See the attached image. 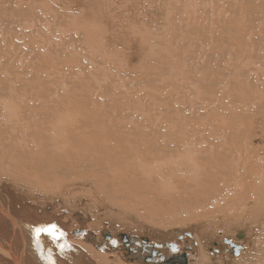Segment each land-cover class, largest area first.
<instances>
[{"label":"bare ground","instance_id":"6f19581e","mask_svg":"<svg viewBox=\"0 0 264 264\" xmlns=\"http://www.w3.org/2000/svg\"><path fill=\"white\" fill-rule=\"evenodd\" d=\"M197 1L187 0L183 8L182 6L173 7L184 12H188L194 7L193 9L198 12V6L200 4L204 5L205 0L199 2L200 4ZM63 2L67 3V0H64ZM121 8L118 6V8H114V11L112 10V12L114 14L118 13L121 15V17H123L124 10H121ZM126 10L128 11V9ZM62 16L66 19V17L70 16V14L65 11L62 13ZM113 16L115 17L116 14ZM121 17L119 21L115 22L116 24L112 26H115L116 30L114 31H122L123 29L131 25V21L126 25L125 17H127V15H125L123 19ZM72 18L76 19V22L83 23L84 21L83 18L78 19L77 15L73 16ZM93 22H95L94 19ZM93 22L91 24H94ZM253 24L254 22L252 23V25ZM87 26L88 25H86V27ZM112 27L108 29H111L112 31L114 29H112ZM249 37L252 38L253 35ZM1 47L2 46L0 45V102L6 101L7 103H10L13 99L12 97L16 95L15 91L17 90V88L18 90L21 89V87H18L20 84V86L24 88H22V91L25 90L24 92H26V94L23 95L24 100L26 99L25 102H27L28 98L32 102H30L29 104L25 103V105L23 106L24 103L22 99L23 107L20 105V103H18L19 107H22V111L20 110L21 112H17L18 110L16 108L18 106L14 108V106L12 107L11 104V107L14 111L16 109L15 112L17 113L13 112L12 108H10V104H6L7 108H4L5 103L3 102V109H1L2 106H0V264H180L184 257L186 258L187 264H204L205 261L207 263H213L212 261H210L211 259H208L209 257L206 256L207 254L205 252V255L203 252H201L203 254H199L198 257L196 256V261L194 263H190L191 258L189 257V253H192L193 249L191 250L187 246H185L187 245L185 241L192 238L195 243L198 244L199 242V244L203 246L205 244V242L203 241V237L205 236H201V228L198 229L196 227L198 229L195 232V234H198L196 236L198 238V242H196V240L194 239L196 237H193L194 232H190L192 235L191 237L187 235L188 231L178 233L180 230L176 225L178 220L180 221L183 216L182 218H177L178 215H176L181 213V210H175L178 209L176 208V206L180 204L181 198L179 197L180 199H178V197H176L180 194L176 193V196L173 195L175 193L174 191H177L174 180H176V176H178L179 173L175 172L176 174L178 173L177 175H175V177L173 176V174H175L174 171L176 170L180 171L179 177H181L182 175L184 176L185 174V177L182 176L183 181H188L192 177L191 174V177L188 176L189 171L192 169L196 171V169H198L197 166H199L200 164L194 166L196 164L194 163L193 158L197 159L198 161L199 159L193 157L195 155H192V152H194L195 149H191V153L189 152L190 150H187L189 147L192 148L193 143L198 141V135L194 134L192 130L190 132H193L194 136L196 135V137L192 138L193 134L191 135L189 133L187 127L184 125L185 123L178 126L181 128L184 125L186 128H184L183 126L182 129L187 130L188 134L191 135V137H187L188 134L185 131L184 134L186 135H183V131L180 132V130H178L177 128L178 126H175V123L173 125L172 122H170L173 125V127L170 126V129L169 120V125L167 124L168 127H166L167 125L163 126L164 122L160 123V121L158 123H154L155 121H151V123H148L147 125L144 124L147 121L144 122L143 120L144 125L140 124L142 122L138 121L137 114L135 115L133 113L127 115L122 113V115L119 116H114L112 114L113 117H111L110 115L105 114V112L100 113L99 111L102 110L101 108L98 112L95 109L82 110L75 113L67 111L70 108L65 110L64 99L61 100L58 98L61 94L59 95L57 93V98H52L51 96L46 97L43 95H37L36 93L35 95L29 93V89H32L29 88L31 86V83H28L27 85V82L25 81L28 78L26 79L24 77L26 79L24 81V79H22V75L21 78H19L17 70L21 67L18 66L19 68L15 69L16 55L13 54L14 56H12L11 54V58L9 54L8 57L6 56L5 62H2L5 57L2 58L3 55L1 53L5 48ZM5 51H3V53ZM10 58L14 60H11ZM12 62H15V65ZM24 69L25 68H23V70L21 71H24ZM28 70L29 68L27 69L26 74L27 72H29ZM226 70H228V68ZM231 72L232 71H230V74H228L231 75ZM238 76H242V73H240V75ZM39 80L40 79H38V82ZM41 80V83H45L46 81L45 80L42 82ZM27 81H29V79ZM35 81H37V79H35ZM222 81L223 78H221L220 80H213V82H216L215 84H223ZM51 82L55 83L56 81H50V83ZM54 83H51L50 86L55 85ZM57 83L58 82H56V85ZM252 83L253 81H250L248 82V84H246L247 86L245 85V90L248 97H252L255 92L263 96L264 93L260 91L262 85H258L255 83L252 85ZM47 84H49L48 81ZM37 85L42 88L44 84H41V86L40 84ZM60 86L61 85H59V88H62V86ZM39 87L37 88L39 89ZM54 88L55 87H52V89L49 88L51 89V93ZM59 88H57L58 92H60ZM42 89L40 90V92H46ZM12 92L13 96L11 94ZM20 93L23 94L21 91ZM29 94H31L32 96H30ZM18 96L19 95L14 98H18ZM69 97L72 98L74 96ZM158 97H155V99H159ZM210 98L212 97L210 96ZM219 98L222 101L227 99L225 97L222 98L221 96H214V99L215 101L217 100V102L219 101ZM9 99L10 101H8ZM45 100H47V103ZM241 101L245 102V100ZM152 102L154 101L152 100ZM211 102L214 103L213 98ZM76 103L78 106L73 105L74 108L75 106L76 108L79 106L81 107L82 103L80 102L79 98L78 100H76ZM83 104L85 107H88L89 103L85 105L84 101ZM240 104L241 102H239V105L232 103L231 105L234 106L231 108L240 106L248 110V107L250 106L253 108L256 107V103H254V100L250 101L248 104ZM206 106L210 107V105ZM156 108L159 107L157 106ZM110 109H113L114 112H116L117 110H115L114 108ZM120 109L123 110V108ZM159 109H162L161 106ZM224 109L227 111L226 108ZM122 110L119 111L122 112ZM144 110V112L149 111L148 109ZM139 111H141V109ZM250 111V113L248 111H243L237 114H230L229 112H226L227 115L229 114L228 117L227 115H224L222 113V110L219 111L228 119L227 120L226 118H224L227 120H225L226 123H228L229 121L231 122L232 120L231 124L228 123L229 125L225 123L227 126L226 128L225 124L223 125L224 129L222 126L223 130L219 128L220 123L218 124L219 126L216 124L218 122L224 123L223 119H221L220 117L222 116L220 113V115L216 116L220 117L219 119H217L219 121L215 120L216 123L213 122L214 120L211 118L212 120L210 119L211 123L209 124L208 119L210 117L206 118L208 120L206 122L210 126H212L213 123L215 124L214 126H212V132L209 135H207L208 133H205V145L206 147L208 146L207 148L205 147L207 153L206 156H209V159H204V161L206 160L207 163L205 176L206 179H208L206 185L208 191L206 190V202H202L203 204L206 203V205L204 204L203 206H206L207 208L211 206L209 208L213 209L214 206L212 204L215 205L216 203L218 204L222 201L229 202L232 206V210L236 212L233 213L235 215L232 214L233 217L230 218V220H233V223L236 224L238 223V221H241V224L240 222L237 224L238 227L240 226L239 229L241 228V226L245 229L246 227H249L251 230H248V232H250L252 236L256 235V237L253 238V240L250 241L249 244L246 242L248 245H245V242H242L241 240V242L238 240L239 242L236 243V238H234V235L238 238V235L240 233L236 234L237 231L232 232V229V231H230V229L227 228L232 227L234 229V225L232 226L230 224L228 225V223H225L224 227L226 226L225 230H227L223 231H225L224 233L227 234V231L229 230V237L222 236V238L220 235V237L216 236L215 240L217 242H213L215 240H212L214 238L212 236V238L209 237L211 241L206 237V245L213 243L216 245L217 250H219L218 248L220 246L219 241H223L225 237V244L228 245L226 241L230 240V242L234 244V246L240 247L237 253H235L230 245H226L227 248H225L226 246H223V252H227L226 254L232 257V259L230 257L231 260L228 259L230 261L229 264H264V141L262 140L260 142L261 138L264 136V132H262L263 122L261 123V118L258 117V114L264 115V110L255 109ZM126 113H128V111H126ZM155 115H157V112H155ZM169 116L170 114H167L166 117L164 116V118H166L167 120ZM157 117H159V115ZM172 119L174 118L172 117ZM116 120L119 122L118 125H114L112 123L111 125L108 122L115 121L116 124ZM120 121L124 122L121 123ZM173 128L178 130V132L176 130H173ZM243 129H246V131L244 132ZM200 130L202 131V129ZM202 134V136H204V133ZM178 135L182 138H178ZM185 136L187 138H185ZM248 137L251 140L250 143H247ZM223 138H225L224 142H222ZM201 139L202 138H200L201 143L196 142L197 144L195 143L194 145L199 146L200 144L201 146L202 142H205L204 140L201 141ZM192 140H195V142ZM203 145L204 144H202L200 148H204ZM195 146H193V148ZM182 148L185 152L187 151L186 154L185 152L182 153ZM200 148L197 147L196 150L199 156L200 152H204L199 151ZM180 150L181 152L179 154ZM151 154L153 156H156L154 157V160L150 159L151 161L149 162V158L153 157L150 156ZM162 156L167 157L168 159L164 161ZM192 161L194 165L192 164ZM132 169L134 171H132ZM199 169L197 171H201L202 168L200 170ZM215 169L217 170V173H214L213 171V174L212 170ZM186 174L189 178H186ZM198 177H196V179ZM193 179H191V183ZM194 181V183H196L197 180L194 179ZM180 183L181 187L183 186V190H185L186 185H183L181 181ZM185 183L187 182L185 181ZM191 183L189 184L191 186H188V188L190 187L188 190H190L193 185ZM187 191V195L192 194L191 191H188L190 192L189 194L187 193ZM180 192L181 191H179L178 193ZM182 192L184 196V191ZM156 193L158 194V196H161V201L157 200L158 196L154 195ZM190 196L191 195H189V197ZM211 200L212 202H210ZM194 201L195 199L192 202ZM176 202L179 203L177 204ZM175 203L177 205H175L173 211L174 213H176V217H172L171 214L173 211L171 212V214L170 211ZM138 204H141L142 206L145 205L148 210L150 209L149 212L153 211L151 214V218H148L150 216H147L146 211V213H144V211L141 213L142 216L146 214L147 217L144 215L146 217L145 219L148 218L153 220L155 222L154 226H156V223H158L160 226L159 228L162 229V227L165 226L161 225L163 224V222L161 221L166 220V224L169 223L168 225H166L167 229H169V226L171 225L174 227L176 225V229H178L179 231L170 232L166 230V232L163 231V233L160 234L158 230H152L155 227H151V229V225H149V223L148 225H145L147 222L143 223L144 220L142 218L144 216L142 217L141 213L138 212V209L140 210ZM161 206H166L165 209L167 210H169L168 208H170L169 213L167 210L163 213L162 209L164 208H160ZM181 206L184 207L183 205ZM181 206L179 207V209L182 208ZM224 207L226 206L224 205ZM48 208H51L53 213H57L62 217L61 221L59 222L60 227L56 231V235H60L61 233L63 235L60 236V238L57 240H53L50 235H47L44 232L37 234V229L50 228L53 224H55V221L59 217L56 214H47L46 209ZM219 210L220 209L218 208V211ZM227 210L228 208L226 209V211ZM161 211L162 213H159ZM223 212L225 211L223 210ZM103 214L114 216V218L116 219V223L108 224V221L106 219V221L103 220ZM132 214H135V217ZM168 214H170V218H168ZM222 216L223 215H221L220 217ZM162 217L164 220L161 219ZM141 219L143 220L142 222L140 221ZM206 219L208 218L206 217ZM184 220L186 221V219ZM222 223L224 224V222ZM105 224L107 225V227ZM130 226H135L136 228H141L142 226H144V229L140 231L146 232H144V234L142 233V235H139L141 234V232L136 229L134 230V228H131ZM79 227H82L83 229L77 230ZM173 229L175 228H172V230ZM230 232H232V234ZM150 234H153V236H151ZM179 234L181 235L179 236ZM241 234H243V238H245L246 234L244 233V231ZM167 235H172L173 237L176 236L175 238L178 241L169 239ZM248 239L252 238L249 237ZM23 240L25 242H23ZM163 240L165 241L163 242ZM87 241H89L91 244L87 245ZM251 242L253 244H251ZM168 244H176L178 248L177 251L172 250L168 246ZM257 244L259 245L256 247ZM86 246H89L93 250ZM81 247L88 252V256L83 253ZM164 247L167 248L166 252L165 250L163 251ZM183 248H185V252H183ZM203 249L204 248H202V250ZM232 255L234 256V258ZM162 257L164 258V261L166 263L162 262ZM222 258H216L217 260L216 262H214V264H221V261L225 260L224 258V260H222ZM146 259L148 260L147 262Z\"/></svg>","mask_w":264,"mask_h":264},{"label":"rangeland","instance_id":"374dc122","mask_svg":"<svg viewBox=\"0 0 264 264\" xmlns=\"http://www.w3.org/2000/svg\"><path fill=\"white\" fill-rule=\"evenodd\" d=\"M63 1L64 0H0V35H1L0 45L6 49V51L5 49H3L1 53L3 55L2 58L5 57V59H3L2 62H5L6 56L8 57L9 54L10 56L11 54L12 56L16 55L15 57L16 65L15 62H12L15 65V69L21 67L22 69L21 68L20 69L23 70V68L26 69L27 67V69L29 68L28 70L29 72L32 71L30 73L27 72L26 74L27 69L26 70L24 69L25 72L21 71L20 69L17 70L19 78H21L22 75V79H24V81L27 78L29 79V81H27L28 80L27 79L25 82H27V85L28 83H31V86L29 88H32L33 90L29 88L28 89L30 91H33V92L29 91V93H31L32 95L33 94L35 95L36 93L37 95H43L46 97L51 96L52 98H57V93L59 95L61 94L60 96L58 95L59 96L58 98L61 100L64 99L65 110L70 108L67 111L74 113L82 110H94V109L97 110L98 112L101 108L102 112L99 111L100 113L105 112V114H108L111 117H113V115L114 116L122 115V113L125 115L132 113L135 115L137 114L138 121L142 122L140 124H143L144 122L147 121L144 124L148 125V123H151V121L152 122L155 121L154 123H158L160 121V123L164 122L163 126H166L167 124L169 125V123L172 122V124L174 125L175 123V126L177 127L178 125L180 126V124L185 123L184 125L187 127V130L191 135L193 134V132L194 134L198 135L199 139L196 142L201 143L200 138H202L201 141L202 140L205 141L202 142V144H204L203 145L204 148L206 147L205 133H208L207 135H209L212 132V126H214V124L216 123L215 120L219 119L220 117L221 119H223L224 123L223 122L216 123L217 125L220 123L219 128L223 130L224 129L223 125L226 123L225 120L227 119L226 116L224 115H227L228 112L230 114L231 113L237 114L243 111H248L250 113L251 112L250 110H255V109L264 110V95L261 96L260 94H257L255 92V94L252 97H248L245 90V85L248 84V82L253 81L252 85L254 83L258 85H262L260 91L264 93V0H221V1L205 0L204 5L199 3L203 0H198V1L196 0L200 4L198 6L199 13L196 12L195 9H193L194 7L192 8V10L190 9L188 12H184L182 10H177L174 8L175 6L176 7L182 6L183 8L187 0H178V1L171 0L172 3L170 0H153V1L152 0H75V1L67 0V3ZM180 1H182L183 3ZM118 6L120 8L122 6L121 10L122 9L124 10L123 11L124 16L122 15L123 17H125V15H127V17L130 16L128 18L125 17V22L127 25L131 21L130 23L131 27L129 26L125 28L126 30L125 29H123L122 31L118 30L117 32L114 31L116 30L115 26L114 27L112 26L116 24L115 22L119 21L121 15L115 13L116 14L115 16L116 18H115L113 16L115 14L112 12V10L114 11V8L116 9L118 8ZM126 9H128V11ZM65 11L70 14V16H67L66 19L62 16V13ZM76 15L78 19L80 18L84 19L83 23L76 22V19L72 18L73 16ZM123 17L121 18L123 19ZM93 19L95 22H93ZM92 22L94 24H91ZM253 22L255 25L254 24L252 25ZM86 25L88 26L86 27ZM111 27L112 29L114 28L112 31L111 29H108ZM252 35H253L252 37L253 39L249 37ZM3 51H5L4 52L5 54L3 53ZM226 67L228 68V70H226L227 69ZM229 70L232 71L231 75H229L230 74ZM224 73L225 74L227 73L226 75L228 76H226ZM240 73H242V76L243 75L244 76L243 77L238 76L240 75ZM221 78H223L222 81L223 84H215L216 82H213L214 79L220 80ZM35 79H37V81H35ZM38 79L40 80L42 79L41 80L42 82L46 80L45 81L46 85L44 82L41 83L40 80L38 82ZM54 80L58 82L57 85L56 82L55 83L51 82L52 84L54 83L55 85L50 86L51 84L50 81H54ZM47 81L49 82V84H47ZM37 84H40V86L41 84L42 85L44 84L42 86L43 89L39 87ZM20 85L18 87H21V89L18 90L17 88L18 92L17 90L15 91L16 93L14 92L16 94V95L14 94L15 95L14 97H17V95H19L18 98L20 100L18 98L12 97L13 99L11 100L10 103L9 102L7 103L6 101H1L0 102L1 104L0 106H2L1 109H3L4 106H5L4 108H7L6 104H10V108H12L13 106L14 108L18 106L16 108L18 110L17 112H21L22 107L25 105V103L29 104L30 102H32L30 101L29 98L27 102H25L26 99L24 100L23 95L26 94V92H24L25 90L22 91L23 87ZM59 85H61L62 88H59ZM37 87H39V89L41 88L42 90H44L45 87L44 91L46 92L43 91L40 92L41 89L39 90ZM52 87H55L54 88L55 91L53 89L51 93L50 91ZM57 88L60 89V92H58ZM20 91L23 94H21ZM53 91L55 94L53 93ZM49 92L51 93V95ZM11 94L13 96V92ZM31 94L29 95L32 96ZM69 96H74V97L71 98ZM153 96L155 97L159 96L158 97L159 99L156 100L155 97ZM210 96L213 98L214 103L211 102L212 98H210ZM214 96H218V97L221 96L222 98L225 97L227 99L222 101L219 98L218 99L219 101L217 102V100L215 101ZM78 98L82 103L81 107L79 106L80 108L79 107L76 108V106H78L76 103V100H78ZM10 99L8 101H10ZM22 99L24 104L22 103ZM207 99H209L210 101ZM152 100L154 102H152ZM241 100H245V102ZM253 100L254 103H256L255 108L251 106L248 107V110L240 106L231 108L234 106L231 105L232 103L239 105V102H241L240 105H242V104H248L250 101ZM45 101L47 103V100ZM84 101H85V105L89 103L88 107L84 106L83 104ZM93 101L94 103L95 102L96 103L94 104ZM3 102L5 103V105ZM18 103H20L21 106L23 104V106L19 107ZM152 104L155 106H153ZM73 105H76L75 108L73 107ZM156 105L159 108L161 106L162 109L156 108L157 107ZM206 105H210V107L208 106L210 109ZM217 105L219 108L217 107ZM206 107L208 108V110ZM110 108H114L115 110L117 109L118 111L122 110L120 108H123L124 112L123 110L122 112L121 111L118 112L117 110L116 112H114V110L113 109L111 110ZM220 108L224 115H222V113L219 112L221 111ZM224 108H226L227 111ZM140 109L141 111H139ZM144 109L146 110L148 109L149 111L144 112L145 111ZM15 111L13 110V112ZM126 111H128V113H126ZM208 111L211 115L208 113ZM155 112H157V115H155ZM146 113H148L149 115ZM219 113L222 116L216 117L220 115ZM167 114H170V116L166 120L164 116L166 117ZM158 115L159 117H157ZM172 117L174 119H172ZM258 117L261 118V123L263 122L262 132H264V115L258 114ZM206 118H209L208 119L209 121L212 118L214 120L213 122L215 123L212 122L213 125L210 126L209 124L211 123V121L209 122ZM206 121H208L209 124ZM108 122L109 124L112 123L114 125L119 124L117 120H116L117 122L116 124L115 121L114 122L108 121ZM120 122L123 123L124 121H120ZM231 122L229 121L228 123L231 124ZM228 123L226 124L229 125ZM172 124L170 123L169 127L170 126L173 127ZM226 124H225V128L227 127ZM168 125L166 127H168ZM179 126L177 128L178 130H180V132L183 131L182 132L183 135H186L184 134V131L188 134L187 130L182 129L183 126L181 128ZM185 126L184 128H186ZM174 128L173 130H176ZM200 129H202V131ZM178 130L176 131L178 132ZM192 130L193 132L191 133L190 131ZM243 131L245 132L246 129H243ZM182 133H177V134H182ZM202 133H204L205 137L202 136L203 135ZM194 134L192 138L196 137V135L194 136ZM191 135L188 134L187 137H191ZM187 137L185 136V138ZM178 138H182V137H179L178 135ZM262 140L264 141V136L261 138L260 142ZM192 141L195 142V140ZM224 141L225 138L222 139V142ZM250 142L251 140L248 137L247 143ZM195 143H193V146H195L194 145ZM193 146L192 148L189 147L190 149L188 148L187 150L188 151L190 150L189 152L191 153L192 152L191 149L193 150L195 149V151L192 152V155H195L193 157L198 158L199 161L193 158V161L196 165L193 164V161L192 164L194 166L200 164L199 166L201 167L197 166V168L198 169L202 168L201 169L202 172L197 171L198 169L195 168L196 171H194V169L190 170L188 176L189 177L192 176L191 179L194 178L195 180H197L196 183H194L195 182L194 179L192 183L190 182L191 179L188 180L189 182L185 180L188 184L185 183V181H183V177H185V174L183 176L181 173L183 177L182 176L179 177L180 171L173 170L174 173L175 172L179 173V174L177 173L178 176H176L177 178L176 180H174L175 181L174 184L176 185L177 191H174L175 193L173 195L176 196L177 194H180L177 195L176 197H178V199L181 198L180 199L181 202L179 205L184 206V207L181 206L183 209L182 208L179 209L180 206L178 205L176 206V208L178 209L175 210L176 211L181 210L182 214L179 212H177L179 214H176L173 211L175 205H177L179 202H176L177 204L175 203L172 206L171 211L170 208H168L169 210L165 209L166 206L160 207L165 209V210L162 209L163 213L166 212L167 210L168 213L170 211L171 214V212L173 211L171 214L172 217L173 216L176 217V215H178L177 218H182L183 216V218L185 217L184 219H186V221L182 218L180 219V221L178 220V222L176 223L178 227L176 225L175 227L171 225L169 226V229H167L166 225H168L169 223L166 224V220L163 219L164 217L163 216L161 218L162 220H164L161 221L163 222V224H161V222L160 224L165 227H162L163 229L162 230L161 228H159L160 226L158 223H156L157 225L154 226L155 222L151 219H148L151 218V214L153 211L149 212L150 209L148 210V208H146L145 205L142 206L140 204L141 205L140 206L138 204V207H140V210L138 209V212L139 213L143 211L144 213L147 212V216H150L147 218L148 220L145 219L147 217L146 214L143 213L146 216L145 217L143 215L144 216L143 217L141 213V216L143 217L142 219L144 220L143 223L147 222L145 225H148L149 223V225H151L150 228L155 227L151 229L158 230L160 234L163 233V231L166 232V230L170 232L173 231L178 232L180 230L178 233H181L183 231L194 232L193 237H196L198 234L197 233L195 234V232L199 228H201L200 234L201 236L203 235L205 236L203 237V241L205 242L203 246L199 244L197 237H196L197 239L196 238L194 239L196 240V242H198V244L195 243V241L192 238L187 239L185 241L187 243V245L185 246H187L191 250L193 249L192 250L193 252L189 253V257L191 258L190 263L191 262L194 263L196 261V256L198 257L199 254H203L205 252L207 254L206 256L209 257L208 259L209 260L211 259L210 261H212L213 263H207L205 261L204 264L205 263L214 264V262H216L217 259L222 257L226 261L222 258V260L224 261H221V264L222 263L224 264L225 262H226L225 264H229L230 262L229 260H231L232 257L226 254L227 252L225 251L223 252L222 248L223 246L225 247L227 245L225 244L224 240H226L225 238L229 237L230 235L228 233L229 230L227 231V234H225L224 232L227 229H230V231L233 230L232 232L237 231L236 234L242 233L244 231L246 236L248 238L251 237L252 239H248L246 236L245 238L238 239L234 235L236 241L235 240L232 241L238 243L241 240L242 242H245L244 243L245 245L247 243L249 244V242L252 241L253 238L256 237V235L252 236V234L248 232V230H251L249 227L248 228L246 227L245 229L242 228L241 226V228L239 229L240 226L238 227L237 224L239 222L241 224V221H238V223L236 224L233 223V220H230V218L233 217L232 214L236 212L232 210V206L229 202L224 201L225 202L224 203L222 201L226 207H224L222 202H219L218 204L216 203L215 205L212 204L214 206V207L212 206L213 209L209 208L211 206H209L208 208L206 206H203L204 204L206 205V203L203 204L202 202L203 201L206 202V192L208 191V188L206 187L208 179H206L205 176L207 163L206 160L204 161V159L206 158L209 159V156H206L207 154L206 148L208 146L205 149L200 148L201 147L200 144L199 146L196 145L194 148ZM197 147L200 148L199 151L202 152L204 151L203 153L200 152V156L196 151ZM180 152L181 150L179 151V154ZM183 152L185 151L183 150L182 153ZM195 152L197 153V155ZM186 153L187 151L185 152V154ZM150 156L153 155L151 154ZM155 156L149 158L148 161L150 162L151 161L150 159L154 160ZM162 158L164 159V161L168 159L167 157L164 156H162ZM132 171L134 170L132 169ZM213 171L214 173H217L216 169L212 170V173ZM177 174L175 173L173 174V176L175 177V175ZM188 176L186 178H189ZM196 177L198 178L196 179ZM180 181L182 182L183 185H186L185 190L186 189L188 190L190 188V187L188 188V186H191L189 185L190 183L193 184L191 189L188 190L191 191L192 194H189L190 192L186 190L187 193L191 195L190 197L189 195L186 194V191L183 190V186L181 187ZM179 191L181 192L178 193ZM182 191H184L185 194L184 196ZM154 195L158 196L157 193ZM188 197L189 200L191 199L193 201L195 199V201L192 202L190 200L191 201L190 202L188 200ZM157 200L161 201L162 200L161 196H158ZM210 202H212V200ZM218 208L220 209L219 211ZM227 208L228 210L226 211ZM46 210H47V214L58 215L57 213H53L51 208H48ZM223 210L225 212H223ZM162 211L159 213H162ZM170 214H168L169 216V217L167 216L168 218H170ZM221 215H223L222 217L224 219L220 217ZM206 217L208 219H206ZM102 218L103 220L106 219L108 221V224L116 223V219L112 215L103 214ZM61 219L62 217L59 216L58 219L55 221V224H53L56 226V231L60 227L59 222L61 221ZM142 219L140 220L141 222L143 221ZM222 219L225 220L226 222L223 221ZM149 220H151L152 223ZM222 222H224V224ZM225 223L226 224L228 223V225L230 224L232 226L234 225V229L232 227H229L225 230L226 228V226L224 227ZM176 227L179 228V230L176 229ZM131 228L140 231L144 229V226H142L141 228L139 227L136 228L135 226H132ZM172 228L175 229L172 230ZM79 229H83V228L79 227L77 230ZM144 232L146 231H142L141 234L139 235H142V233L144 234ZM232 232L230 233L232 234ZM150 235L153 236V234ZM180 235L181 234H179V236ZM219 235L221 237L226 236L223 241L222 240L219 241L220 244L218 248L219 250H217L216 245L213 243L206 245V237L211 241L210 238L214 237L212 240H215L216 236L220 237ZM167 236L169 239H172L173 241H178L175 238L176 236L175 237H173L172 235H167ZM164 241L165 240H163V242ZM213 242H217V241L215 240ZM86 244L90 245L91 243L87 241ZM251 244L253 243L251 242ZM258 245L259 244H257L256 247ZM227 246L225 248H227ZM86 247L90 248L89 246ZM202 248L204 249L202 250ZM81 249L83 253L86 256H88V252L84 250L82 247ZM166 249L167 248L164 247L163 251L165 250L166 252ZM220 249L222 250L223 253L221 252ZM182 250L183 252L186 251L185 248H183Z\"/></svg>","mask_w":264,"mask_h":264},{"label":"water","instance_id":"95a60500","mask_svg":"<svg viewBox=\"0 0 264 264\" xmlns=\"http://www.w3.org/2000/svg\"><path fill=\"white\" fill-rule=\"evenodd\" d=\"M187 235H188L189 237L192 236L190 232H188ZM238 238H239V239L243 238V234L240 233V234L238 235ZM23 242H25V241L23 240ZM226 242L228 243V245H230V246L233 248V251H234L235 253H237V251L240 249L239 246H234V244H232L230 241H226ZM168 246H169L172 250H176V251H177V249H178L177 246H176V244H172V245H171V244H168ZM168 246H167V247H168ZM170 248H169V249H170ZM161 259H163L162 262H165L163 257H162ZM147 261H148V260L146 259V262H147ZM165 263H166V262H165ZM180 264H187V262H186V258H185V257H184V259L181 261Z\"/></svg>","mask_w":264,"mask_h":264},{"label":"snow or ice","instance_id":"6c2138e0","mask_svg":"<svg viewBox=\"0 0 264 264\" xmlns=\"http://www.w3.org/2000/svg\"><path fill=\"white\" fill-rule=\"evenodd\" d=\"M41 232L46 233L47 235H50L53 240H57L62 236L63 234L61 233L60 235H56V226L52 225L50 228L47 229H37V234H40Z\"/></svg>","mask_w":264,"mask_h":264}]
</instances>
